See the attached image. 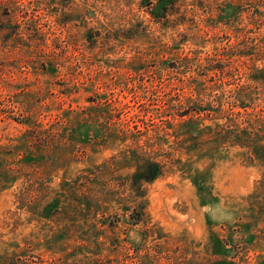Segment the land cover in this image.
Listing matches in <instances>:
<instances>
[{
    "label": "rangeland",
    "instance_id": "obj_1",
    "mask_svg": "<svg viewBox=\"0 0 264 264\" xmlns=\"http://www.w3.org/2000/svg\"><path fill=\"white\" fill-rule=\"evenodd\" d=\"M0 264H264V0H0Z\"/></svg>",
    "mask_w": 264,
    "mask_h": 264
},
{
    "label": "trees",
    "instance_id": "obj_2",
    "mask_svg": "<svg viewBox=\"0 0 264 264\" xmlns=\"http://www.w3.org/2000/svg\"><path fill=\"white\" fill-rule=\"evenodd\" d=\"M166 3L169 0H164ZM163 8H167L166 4L162 6ZM148 161V160H147ZM140 176L139 178L144 179L145 181H149L160 175V165L157 162H148L146 169L143 172H138V174H134Z\"/></svg>",
    "mask_w": 264,
    "mask_h": 264
}]
</instances>
